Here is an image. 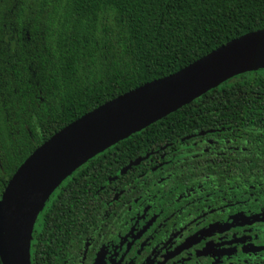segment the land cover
<instances>
[{"label": "trees", "instance_id": "16d2710c", "mask_svg": "<svg viewBox=\"0 0 264 264\" xmlns=\"http://www.w3.org/2000/svg\"><path fill=\"white\" fill-rule=\"evenodd\" d=\"M261 30L264 0H0V198L26 159L74 121ZM193 144L245 153L215 157L229 159L232 183L264 177V67L87 161L52 193L40 229L55 215L64 231L80 201L87 217L93 213L103 185L125 188L158 162L194 158ZM36 229L35 223L31 264H65L41 258ZM259 230L264 236V226Z\"/></svg>", "mask_w": 264, "mask_h": 264}, {"label": "flooded vegetation", "instance_id": "af4514ba", "mask_svg": "<svg viewBox=\"0 0 264 264\" xmlns=\"http://www.w3.org/2000/svg\"><path fill=\"white\" fill-rule=\"evenodd\" d=\"M192 146L194 158L158 162L151 173L137 176L125 188L103 185L93 213L87 217L80 201L79 212L73 209L64 231L55 215H49L48 227L40 229L39 218L50 212L43 210L36 222L37 253L65 264H254L264 260V236L259 230L264 226V211L247 209L244 218L231 216L226 203L230 161L215 158L245 153H216L208 145ZM136 162L121 174L140 160ZM222 163L224 167L215 166ZM205 184L210 190L199 192ZM105 189L109 192L101 196ZM240 254L245 258L227 259ZM216 257L221 259L215 261Z\"/></svg>", "mask_w": 264, "mask_h": 264}, {"label": "water", "instance_id": "95a60500", "mask_svg": "<svg viewBox=\"0 0 264 264\" xmlns=\"http://www.w3.org/2000/svg\"><path fill=\"white\" fill-rule=\"evenodd\" d=\"M262 67L264 30L237 38L173 75L121 95L52 136L18 168L0 198L1 263L31 264L36 220L52 193L75 170L229 79Z\"/></svg>", "mask_w": 264, "mask_h": 264}, {"label": "rangeland", "instance_id": "374dc122", "mask_svg": "<svg viewBox=\"0 0 264 264\" xmlns=\"http://www.w3.org/2000/svg\"><path fill=\"white\" fill-rule=\"evenodd\" d=\"M264 177H261L254 181H246L245 179H236L235 183L229 182L228 197L226 198V203L230 206L231 216L237 219L244 218V210L251 209L252 213L264 211V201L253 202L251 200L256 198H264ZM217 190V187L213 188ZM208 192L210 190L209 185L205 184V188L202 186L199 192ZM237 246V244H236ZM245 256L240 254L236 256H229L227 259L237 260L244 259ZM220 257L214 258V260H219ZM211 260V259H209Z\"/></svg>", "mask_w": 264, "mask_h": 264}, {"label": "bare ground", "instance_id": "6f19581e", "mask_svg": "<svg viewBox=\"0 0 264 264\" xmlns=\"http://www.w3.org/2000/svg\"><path fill=\"white\" fill-rule=\"evenodd\" d=\"M260 64H263V63H258L257 65H260Z\"/></svg>", "mask_w": 264, "mask_h": 264}]
</instances>
